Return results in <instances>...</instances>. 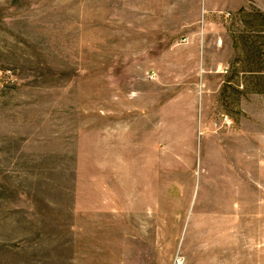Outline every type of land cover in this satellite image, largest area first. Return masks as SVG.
Masks as SVG:
<instances>
[{
	"label": "rangeland",
	"instance_id": "374dc122",
	"mask_svg": "<svg viewBox=\"0 0 264 264\" xmlns=\"http://www.w3.org/2000/svg\"><path fill=\"white\" fill-rule=\"evenodd\" d=\"M204 5L0 0V264H264V0Z\"/></svg>",
	"mask_w": 264,
	"mask_h": 264
},
{
	"label": "crops",
	"instance_id": "0c3cea01",
	"mask_svg": "<svg viewBox=\"0 0 264 264\" xmlns=\"http://www.w3.org/2000/svg\"><path fill=\"white\" fill-rule=\"evenodd\" d=\"M204 2H205L204 9H206V8H208V6H206V2H208V0H204ZM222 7H219V8H222Z\"/></svg>",
	"mask_w": 264,
	"mask_h": 264
}]
</instances>
